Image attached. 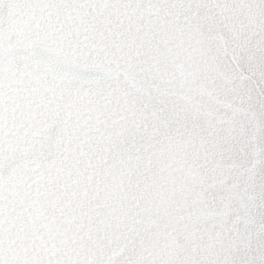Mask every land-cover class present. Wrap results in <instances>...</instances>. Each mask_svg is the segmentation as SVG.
<instances>
[{
	"label": "water",
	"instance_id": "obj_1",
	"mask_svg": "<svg viewBox=\"0 0 264 264\" xmlns=\"http://www.w3.org/2000/svg\"><path fill=\"white\" fill-rule=\"evenodd\" d=\"M0 264H264V0H0Z\"/></svg>",
	"mask_w": 264,
	"mask_h": 264
}]
</instances>
